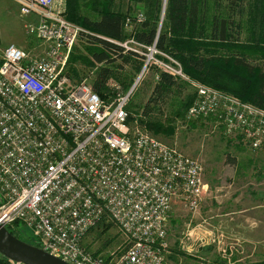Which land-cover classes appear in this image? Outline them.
<instances>
[{"label":"built area","instance_id":"built-area-1","mask_svg":"<svg viewBox=\"0 0 264 264\" xmlns=\"http://www.w3.org/2000/svg\"><path fill=\"white\" fill-rule=\"evenodd\" d=\"M11 1L28 19L23 29L33 46L0 42V226L28 229L38 248L67 264H172V203L195 213L208 185L198 159L161 142L137 118L131 122L126 108L134 86L151 67L186 81L194 99L184 120H212L254 153L264 151V108L190 80L155 45L136 42L142 12L126 18L128 38L116 43L142 57L141 75L128 91L110 82L104 100L88 78L68 74L85 31L66 18V0ZM102 219L121 237L118 256L83 245Z\"/></svg>","mask_w":264,"mask_h":264},{"label":"trees","instance_id":"trees-1","mask_svg":"<svg viewBox=\"0 0 264 264\" xmlns=\"http://www.w3.org/2000/svg\"><path fill=\"white\" fill-rule=\"evenodd\" d=\"M131 5L144 9V21L133 29L136 42L155 45L159 52L176 60L186 75L264 108V0H88L83 5L79 0H66V18L85 31L79 37L82 49L73 47L69 55L67 71L72 79L90 76L92 89L104 100L112 94L110 82L118 83L123 90L130 88L131 75L121 73L129 67L137 75L143 66L142 57L124 52L116 43L127 38L125 21L134 13ZM242 31L244 40L239 39ZM253 53L260 58L258 63H252ZM185 87V83L159 72L143 107L145 119L140 123L155 135H171V125L153 120L150 115L160 102ZM193 98L194 94L188 93L175 105L171 103L173 114L185 115ZM20 227L8 231L38 246L35 238L31 243L22 239ZM113 227L102 219L89 231L100 243L97 254L113 244L114 238L108 234ZM171 251L169 259L173 263L179 254L184 255L175 248ZM0 264L12 263L0 255Z\"/></svg>","mask_w":264,"mask_h":264},{"label":"rangeland","instance_id":"rangeland-1","mask_svg":"<svg viewBox=\"0 0 264 264\" xmlns=\"http://www.w3.org/2000/svg\"><path fill=\"white\" fill-rule=\"evenodd\" d=\"M87 1L79 0L82 5ZM131 7L134 13L130 16L144 12L141 5H131ZM83 13L87 14V11L83 10ZM234 18L239 20V17ZM245 20L246 17L241 19L242 25ZM26 22L28 19L19 16L14 2L0 0V42L4 46L14 44L25 49L33 46L32 41L24 33L23 25ZM239 39H245L243 31ZM74 47L82 49L79 38ZM253 55L255 59L252 63H258L260 58H257L256 53ZM141 70L135 75L127 67L121 76L131 75L133 85L141 75ZM158 72L157 67H151L134 86L127 105L131 122L135 118L139 123L145 119L143 107L157 81L155 77ZM183 74L190 80L198 81L184 72ZM87 78L89 81L90 76ZM177 80L185 83L186 87L178 90V94H173L167 100L160 102L158 108L150 115L153 120L158 119L164 125H171L172 134L155 135L147 129L161 142L176 146L183 154L196 158L202 163L208 192L204 198L205 203L200 205L197 212L193 213L187 209L182 211L183 214H180L175 225H171L170 222L175 220L169 217L167 237L170 250L175 248L184 253L177 256L176 262L170 261L172 264H264V151L251 152L224 136L215 128L212 120L206 123L198 121L187 123L184 115L175 116L171 103L175 105L188 93L194 94V88L189 83L181 79ZM203 220L208 225L205 229L207 233L199 234L195 227ZM185 222L188 228L185 227ZM20 231L23 235L22 239L26 241L28 239L30 243L32 239L35 240L28 229L21 226ZM191 231V235L185 234ZM108 234L114 238V242L102 248L99 254L105 257L118 256L122 248L121 237L115 227L110 229ZM83 245L93 253L101 248L100 243L90 234L85 236Z\"/></svg>","mask_w":264,"mask_h":264},{"label":"water","instance_id":"water-1","mask_svg":"<svg viewBox=\"0 0 264 264\" xmlns=\"http://www.w3.org/2000/svg\"><path fill=\"white\" fill-rule=\"evenodd\" d=\"M165 5L163 7L162 18ZM0 255L5 259L21 264H67L51 256L37 246H32L13 236L0 226Z\"/></svg>","mask_w":264,"mask_h":264},{"label":"crops","instance_id":"crops-1","mask_svg":"<svg viewBox=\"0 0 264 264\" xmlns=\"http://www.w3.org/2000/svg\"><path fill=\"white\" fill-rule=\"evenodd\" d=\"M205 203V199H203L202 203L203 204ZM182 211H186V209L182 206L181 202L179 200H174L173 203H172V208H171V212L169 214V217L173 218L175 220L174 221H171V225H175L177 223L176 220H178V217L180 216V214L182 213ZM183 214V213H182ZM185 227L188 228V224L187 222L184 223ZM208 228V225H206L205 223V220H203L202 222L198 223L195 227V230L199 231V234H204V233H207L205 231V229ZM186 235H191L192 234V231L191 233H185Z\"/></svg>","mask_w":264,"mask_h":264}]
</instances>
